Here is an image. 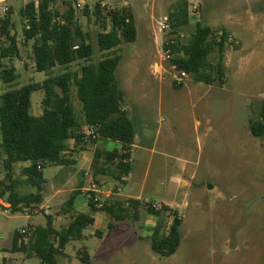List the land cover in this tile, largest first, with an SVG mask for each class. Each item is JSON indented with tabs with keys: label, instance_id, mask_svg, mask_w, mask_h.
<instances>
[{
	"label": "rangeland",
	"instance_id": "374dc122",
	"mask_svg": "<svg viewBox=\"0 0 264 264\" xmlns=\"http://www.w3.org/2000/svg\"><path fill=\"white\" fill-rule=\"evenodd\" d=\"M15 1L9 3L15 4ZM17 1L22 6L23 0ZM178 1L56 0L54 4L61 14L74 8L76 19L90 35L95 64L107 54L100 51L97 35L110 31L112 25L107 21L105 29L94 16L86 17L84 9L87 7L93 12L101 2L102 9L105 6L124 7L134 13L137 40L123 43L115 51L121 56L116 77L126 92L122 108L132 118L138 133L140 130L142 134L144 129L149 143H153L155 129L161 128L157 154L152 161L148 153L133 149L137 169L145 174L148 172L142 192L140 185H118L107 176L97 179L91 170L86 182L89 190L77 195L76 208L77 213H89L88 193L93 185L103 192L95 194L101 202L108 199L105 192L118 194L121 187V195L141 196L143 203L159 215L149 214L146 208H141L139 221H115L110 234L107 226L111 219H107L106 213L99 212L97 224L85 230V238L66 246V260L59 256V264H83L78 252L84 249L91 264H264V137L253 136L249 127L250 120L259 118L264 103L263 25L257 20L249 21L253 34L245 32L239 48L240 41L230 36L232 41L228 42L227 51L232 52V58H228L226 83L210 87L196 83L190 76L181 78V71L166 57L165 42L176 38L170 15ZM185 1L189 3V24L178 31L181 43L190 40L196 24L207 25L210 18L207 14L201 16L204 0ZM221 1L223 6L224 0ZM4 7L0 6V18ZM227 9L224 5L222 15H226ZM242 12L252 19L258 15L260 18L264 15V0H248V7ZM231 13L229 10L227 15ZM20 17L14 14L12 19L22 32ZM215 30L220 38L223 29ZM24 55L23 65L17 59L12 63L6 61L7 65H17L19 78L11 84L0 79V95L31 83H41L47 78L46 73L33 70L32 51L26 49ZM215 58L213 55L211 61ZM82 64L83 61L77 62L72 70L80 73ZM53 72L62 73L64 68L57 67ZM43 98V91L32 93L33 116L42 115ZM74 103L81 116V102L75 98ZM143 125L151 127L145 129ZM88 145L94 146L91 142ZM118 146L111 142L108 149ZM24 166L28 165L15 166L13 179H25ZM53 169L47 168L44 176L49 178ZM1 180L9 183L2 161ZM76 187L75 177L68 189ZM131 189H134L133 193H130ZM18 192L27 195L35 189L21 185ZM68 201L65 194L55 198L53 216L67 211ZM169 209L176 211L182 220V241L175 255L161 257L152 250L151 239L168 232L174 218ZM45 210L37 207L28 210L30 215H39L34 218L25 212L0 211V264L9 257L17 260L15 264H42L38 258L12 254L10 247L15 232L46 221V217L41 216ZM97 231L102 235L97 236ZM5 248L8 250H3Z\"/></svg>",
	"mask_w": 264,
	"mask_h": 264
},
{
	"label": "trees",
	"instance_id": "16d2710c",
	"mask_svg": "<svg viewBox=\"0 0 264 264\" xmlns=\"http://www.w3.org/2000/svg\"><path fill=\"white\" fill-rule=\"evenodd\" d=\"M55 3L56 0L31 1L20 10L23 43L34 41L35 69L46 73L47 78L41 83H31L0 95V161L9 181H0V198L11 205L13 214L33 208V205L39 206L45 193L43 171L51 166L72 165L74 154L82 152L89 142L96 144L102 139L120 144V148L112 151L96 150L91 168L93 177L108 175L123 184V179L132 171L131 163L123 160L132 156L130 146L134 144L136 130L122 108L126 92L116 77L121 56L115 51L123 43L137 40L134 13L124 7L105 6L102 9L101 2L93 12L87 7L84 9L86 17L94 16L105 29L107 21L112 25L110 31L97 35L100 51L107 54L95 64L90 35L76 19L74 8L61 14L54 8ZM10 14L0 19V79L7 84L19 78L16 69L6 65V61L11 62L20 53L18 35L11 34ZM170 20L176 38L166 41L164 47L172 51L171 65L196 83L223 86L229 34L223 30V35L218 38L215 29L198 23L190 40L181 43L178 31L189 24V3L185 0L176 3ZM213 55L216 56L214 62L211 61ZM79 61L84 64L80 73H76L72 66ZM57 67L64 68V72L54 74ZM37 91L44 93L43 113L38 117L31 114L32 93ZM75 98L81 102V116L76 110ZM85 126L96 128L95 138L84 134ZM249 127L253 136L264 137V103L259 118L250 120ZM72 141L77 151L70 149L69 142ZM23 163H29L22 170L25 179H13L15 166ZM21 185H28L35 192L21 195L18 192ZM78 194L81 192L73 193L70 206ZM94 196V193H88L89 207L92 212H105L111 217L107 226L109 233L113 231L115 221H139L141 208H146L149 214L159 215L142 200L116 196L102 202V208L98 209L93 202ZM169 211L174 218L168 232L151 239L152 250L161 257L175 255L182 241V220L176 211ZM53 220L48 216L45 227H35L26 234L15 232L10 252L38 258L42 264H59L57 258L64 255L66 246L82 240L84 231L95 223L92 215L81 213L73 217L66 228L56 230ZM96 233L102 235V232ZM78 256L83 264H91L86 249L79 251Z\"/></svg>",
	"mask_w": 264,
	"mask_h": 264
},
{
	"label": "crops",
	"instance_id": "0c3cea01",
	"mask_svg": "<svg viewBox=\"0 0 264 264\" xmlns=\"http://www.w3.org/2000/svg\"><path fill=\"white\" fill-rule=\"evenodd\" d=\"M10 1L11 0H0V6L5 5V7L2 10L3 16H1L0 19L5 17L9 12L11 13L10 16H11V20L13 23V29L11 31V34H17L18 40L20 43L19 44V52H20L19 57L15 58V59L18 60V63L23 65L24 61H25L24 53H25L26 49L28 51L31 50L33 53L34 41H31V42L27 43L26 45L23 43L22 32L18 31L17 26H16L17 22H14L12 17L14 14H17L20 17L21 8L26 3L31 2V1L30 0H23L22 6L18 5L17 0L15 1V4L9 3ZM224 5L228 7V9L226 10L227 12L229 10L232 11L231 14L227 15V12H225L226 15L225 16L222 15V13H223L222 9H223ZM223 6H222L221 0H204V6L202 5L200 7V10H201V14H202L201 16H203V14H207L210 16L209 24H207L206 26H208L212 29L221 28V29L225 30L229 34V37L232 36L236 40L240 41L239 45L237 46L238 48L242 45L241 37L245 34V32H247V33L251 32L253 34V31H252L253 28H250L249 24H248L249 21L252 22V21L257 20L258 23L260 22L261 25H263L262 26V32H263V37H264V24H263L264 23V15L260 16V18L258 15V17L252 19L250 17H247V15L243 14V12H242V10L244 8L248 7V0H224ZM5 9H7L8 12L6 14H3V11ZM220 15H221V17H220ZM258 19H260V20H258ZM20 21H21V17H20ZM210 23L212 25H210ZM231 55H232L231 51H229V50L226 51V54H225V66L226 67H228V65H229L228 58H230ZM231 58H232V56H231ZM33 61H34V58H33ZM10 63H12V61ZM6 65H7V62H6ZM7 66L8 67H14L16 69L15 66H17V65L10 64ZM33 67H34L33 70L36 71L35 64ZM16 73H17V69H16ZM159 76H161V73ZM130 120L133 122L132 118H130ZM143 123H145V121H143ZM200 124L201 123L199 121L198 125L200 126ZM147 127H151V125H147V126L143 125V128L146 129ZM160 135H161V128L158 126L154 132L153 143H149L148 140L150 138L148 136H146L144 129L142 130V134H141L140 130H139V133H138V131H136L134 144L132 146H130L132 160H133L131 163L132 171L127 178L123 179L124 180L123 184L116 182L111 176H108V175H98L97 179L102 178V176H107L108 178L113 179V181L116 182L118 185H129V184H131L132 187L140 185V187L142 186V190L140 189V192H142L143 187L146 183V177H147L148 172L145 174L143 172V170L137 169V165L135 164L136 163L135 162V154H134L133 149L134 148L140 149L141 151L148 153V155L152 161L154 156L157 154L156 147H157V143H158V139L160 138ZM111 142H114V141L101 139V140H98L97 143L94 144L93 147H91V145H88V144L85 145L84 150L82 152H77L76 154H74V156L72 158V159H74L73 165H70L67 167H54L49 178H46L44 176L45 181H46L45 193H44V198H43L44 203L42 202L39 206L33 205V208L37 207L40 210H43L45 208L46 209L45 214H41V216L42 215L45 216L46 221L44 223L43 222H36L35 224H33L27 228H23L22 230H26L29 232L33 228L38 227V226L39 227H45L47 224V217L48 216H52L54 218V220H53L54 228L56 230H62L63 228H66L70 224L73 217L77 216L78 214H81V213H77V211H76V208L78 206V202H77L78 197H76L73 200V204L71 206L69 205V202H70V200H72V195L74 192H81V194H82V192L89 190V188L86 187V182H87V178L89 177L90 172H91L92 163H93L94 157H95V152L98 149L103 150V151H112V150L108 149V146ZM114 143L119 145L116 148H120L119 143H117V142H114ZM69 146H70V149L73 150L75 148V142L74 141L69 142ZM75 150L77 151L78 148L76 147ZM68 153L70 154V151L67 152V154ZM23 164L29 166V163H23ZM24 167H26V166H24ZM52 167L53 166L48 167V168H52ZM44 171H43V173H44ZM75 177H76V181H77V187L68 189L69 183L74 182ZM102 179H106V177L102 178ZM48 188H49V191H48ZM98 191H99L98 193L101 192L99 189H98ZM119 191L120 192L118 194H115L112 191H108V192H105V195L108 198H110L112 196H116L119 198H132V199L141 200V196H138V195H121V187L119 188ZM133 192H134V189H131L130 193H133ZM31 193H34V192H31ZM101 193H103V192H101ZM64 194L69 197V201L67 202V205H68L67 209L68 210L65 211L61 215L53 216L54 205L52 204V202L55 200V198L61 197ZM88 206H89V204H88ZM33 208H24L22 212L27 213L28 210H31ZM0 211H3L4 213H7L8 211L11 212V205L5 199H1V198H0ZM98 213L99 212H92L90 207H89V213H84V214H90L94 217L95 223L92 226H95L98 222L97 217H96V214H98ZM103 213H105V212H103ZM28 215L31 218L39 216V215H30V214H28ZM109 218L111 219V217L107 214V219H109ZM63 224H64V226H62ZM21 231H19V232H21ZM111 233L112 232H110V234ZM83 238H85V235ZM3 250L6 251L8 249L5 248ZM65 250H66V248H65ZM65 250H64V255H62L61 257L65 258V260H66ZM12 254H22V253H12ZM16 262H17V260L14 257H9L7 259L5 258L3 260V264H15Z\"/></svg>",
	"mask_w": 264,
	"mask_h": 264
},
{
	"label": "built area",
	"instance_id": "2783aa9c",
	"mask_svg": "<svg viewBox=\"0 0 264 264\" xmlns=\"http://www.w3.org/2000/svg\"><path fill=\"white\" fill-rule=\"evenodd\" d=\"M8 12V10L7 9H5L4 11H3V13L4 14H6ZM28 28V27H27ZM223 35V33L221 34V36ZM220 36V37H221ZM229 41H232L231 39H230V37L228 38V42ZM166 57L168 58V59H170L171 58V56H172V51L170 50V49H167V51H166ZM181 74V78H184V77H186L187 75L184 73V72H181L180 73ZM83 132H84V134L86 135V136H88V137H93V138H95L96 137V128H93V127H89V126H85L84 128H83ZM126 153V152H125ZM132 156L131 157H129V158H125L124 160H123V162L124 163H132ZM92 193H94V195L95 194H97L99 191H98V188H97V186L96 185H93L92 186V189L90 190ZM93 202L95 203V206H96V208H98V209H100V208H102V202H101V200L98 198V196H94V198H93ZM28 231H26V230H22L21 231V233L22 234H26Z\"/></svg>",
	"mask_w": 264,
	"mask_h": 264
}]
</instances>
